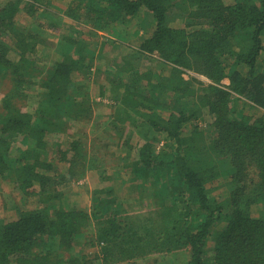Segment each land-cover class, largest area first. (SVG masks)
Segmentation results:
<instances>
[{
	"label": "trees",
	"instance_id": "trees-1",
	"mask_svg": "<svg viewBox=\"0 0 264 264\" xmlns=\"http://www.w3.org/2000/svg\"><path fill=\"white\" fill-rule=\"evenodd\" d=\"M52 5L0 0V181L21 194L14 218L0 219V264H89L85 256L62 261L40 247L50 239L58 249L72 250L85 241L90 224L100 264L179 250L188 253L185 264H264V0ZM140 9L151 31L130 54H155L148 59L157 68L129 67L124 56L114 73L106 71L110 103L120 108L111 124L117 138L94 146L88 159L70 124L90 117L92 104L75 99L81 86L73 81L77 72H90L97 49L87 48L74 22L109 36L99 51L106 43L120 45L124 37L115 25L127 26ZM173 9L183 26L170 25ZM24 14L27 23L17 20ZM50 32H57L59 54L41 68L36 54ZM185 71L209 83L184 79ZM253 110L258 114L249 115ZM205 117L206 134L197 125ZM159 139L170 153L159 155ZM110 146L116 147L111 155L121 180L138 183L140 192L151 187L154 209L130 213L106 188L93 192L87 213L59 192L63 180L68 184L96 169L93 163L110 154Z\"/></svg>",
	"mask_w": 264,
	"mask_h": 264
},
{
	"label": "rangeland",
	"instance_id": "rangeland-1",
	"mask_svg": "<svg viewBox=\"0 0 264 264\" xmlns=\"http://www.w3.org/2000/svg\"><path fill=\"white\" fill-rule=\"evenodd\" d=\"M49 1L51 4H53L52 6H54H51L52 9L55 8L65 10L72 0ZM224 1L229 2V0ZM171 11L174 14L172 12L170 14V25L173 27L183 26L184 20L176 16L178 10L175 11L173 9ZM61 17L63 18L64 22H71L63 16ZM28 18L29 17H27L25 14L23 16L18 15L17 20H23L25 22V20ZM28 21L29 19L26 21V23ZM55 21H57V19H55ZM149 21L150 20L148 17H146L144 10L140 9L136 17L133 18L127 26H121L119 24L115 25V31L117 35H119L120 38L124 37V39L121 40L120 45L112 47L106 43L99 51L98 49L101 46L100 43L105 41V39L109 36L104 32H95L91 29V27L74 22L78 32H80L82 35H85L84 40L87 42V48L93 50L94 47H96L97 49L94 56L93 68L87 74H85L84 71L77 72L74 75L73 81L74 84L81 86V92L78 91V94L74 93L75 99L81 100L83 97H85L92 104L90 117L71 122L70 124L72 127L76 128L78 135H81L82 141L85 143V146L82 145V150L88 159L90 158V155L87 154L91 152V149L94 146L98 147L99 145H102V143L107 142H111L110 144H112L113 140L117 138V131L112 128L111 124L113 123L112 120L116 117V115L118 116L120 114V108L117 107L116 109V107L114 108L110 103V97L112 96V93L110 91L111 84H109V73H114L117 66H121L122 62L120 63V59L124 56L129 57L127 58L129 67H138V69H141V71L147 69L148 67L157 68L156 62L151 63L152 60L148 59V57L155 58V54H130L132 51L138 48L137 46L140 40L148 36L149 32L151 31ZM37 22V20L32 21V23ZM63 31L67 32L66 29H63ZM88 32L96 33L97 38L93 39L92 36L87 34ZM50 33L51 35L49 37H45V43L42 46L39 45V51L36 54V62L41 68L47 67L50 64V61L57 56L56 54H59L57 48L58 43H56L57 32ZM70 37H73V35ZM112 58L113 60L117 59L115 61L116 64L113 63V65L109 66L108 61L112 60ZM96 69L101 70L96 71ZM107 70L109 73H106ZM157 70L162 74L166 73L164 71H160V67H158ZM182 76L184 79L195 78L204 84L209 83L205 77L192 71H185ZM222 84L226 86L228 84V80L224 79ZM27 93L29 96L34 95V87L32 89H28ZM253 111H250L249 115L258 114V110ZM208 122V117H205L204 122H197V125L201 128V130L204 131L205 134L206 130H208ZM118 128L123 129L124 125L119 124ZM186 128H189L188 125ZM62 137V139H68L66 135H62ZM155 147H157L159 155L170 153L169 147L164 146L161 140L155 144ZM108 151L110 154H100L98 156V164L93 163L96 169L87 168L84 170L83 174H81L78 180H69L70 183L68 184L63 180V182L59 185V192H61L62 195L69 201V203H67L77 209L84 208L87 213H90L91 207H93V192L98 190L101 191L102 189L106 188H112L111 196L118 200V204H120L124 210L130 209V213H143L147 212L152 207V209H154V203H156V200L154 203L151 200V187L145 190L141 189L142 192H140L139 188H137L139 185L138 183L122 181L118 170L119 165H117L115 162V159L117 158L111 155V153L116 151V147L110 146ZM163 158H166V156ZM222 183H224V180L221 178L218 180L217 184L220 185ZM218 189V191L214 192V195L216 196L221 193V188ZM100 196L106 198V196L103 194H100ZM18 198H21V194L16 186H14L12 183L10 184L8 181H0V219L11 220L14 218L15 214H17L15 207L20 205V200ZM83 231H85V241L75 245L72 250L68 251L64 249H58V246L50 239L43 241V243H41L43 246L40 248L44 252L50 251V253L62 261L66 260L69 256L77 258L85 256L88 259L87 262H89V264H100L98 260L94 259V255L97 252V247L92 243L94 241L95 232L93 224H90ZM208 245L210 247L211 242H208ZM187 258L188 253L184 250H179L168 254H153L140 261L136 260L130 263L123 262L119 264H185Z\"/></svg>",
	"mask_w": 264,
	"mask_h": 264
}]
</instances>
